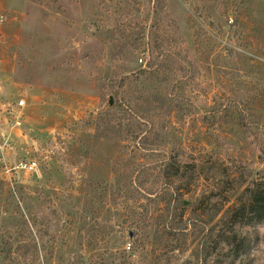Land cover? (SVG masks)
I'll return each mask as SVG.
<instances>
[{
	"label": "rangeland",
	"instance_id": "374dc122",
	"mask_svg": "<svg viewBox=\"0 0 264 264\" xmlns=\"http://www.w3.org/2000/svg\"><path fill=\"white\" fill-rule=\"evenodd\" d=\"M0 16V62L68 108L42 110L53 132L21 126L0 167V264H264V222L229 221L264 182V0H0Z\"/></svg>",
	"mask_w": 264,
	"mask_h": 264
},
{
	"label": "crops",
	"instance_id": "0c3cea01",
	"mask_svg": "<svg viewBox=\"0 0 264 264\" xmlns=\"http://www.w3.org/2000/svg\"><path fill=\"white\" fill-rule=\"evenodd\" d=\"M17 73L14 67H10L8 62H0V167L6 164H15L19 162V155L26 147L28 140L25 130L21 126L25 125L27 130L39 132H53L59 128L54 124L53 128L48 125L47 117H42V110L52 113V118L61 120L63 113H59L58 107L68 109L67 106L57 102L56 94L50 92L52 98H49V104L46 106L45 95L40 89L23 86L16 77ZM51 91V90H50ZM57 91V90H56ZM27 97L23 106L18 102L22 95ZM63 96L67 98L66 91ZM25 100V99H24ZM26 104V106H25ZM52 105V106H51ZM16 120L21 121V125L15 124ZM54 121V120H52ZM48 125V126H47ZM0 168V177L4 175L3 169Z\"/></svg>",
	"mask_w": 264,
	"mask_h": 264
},
{
	"label": "trees",
	"instance_id": "16d2710c",
	"mask_svg": "<svg viewBox=\"0 0 264 264\" xmlns=\"http://www.w3.org/2000/svg\"><path fill=\"white\" fill-rule=\"evenodd\" d=\"M238 22L239 19L236 17L234 25L238 24ZM255 126L254 129H261L260 126ZM262 129L264 131V126ZM150 156L155 160L154 164H152L154 169H164L169 167L164 152L152 151ZM143 170L144 169H140V171ZM243 193L247 194V198L246 200L242 198L239 203L232 206L233 208L229 216V221L233 222V225L240 221L242 226L255 228L258 224L264 222V182L257 183L254 186H247ZM185 226H188V224ZM232 233L234 235V240L237 241V232L232 231ZM211 236L212 233L209 232L206 235V239L210 240L212 238Z\"/></svg>",
	"mask_w": 264,
	"mask_h": 264
},
{
	"label": "built area",
	"instance_id": "2783aa9c",
	"mask_svg": "<svg viewBox=\"0 0 264 264\" xmlns=\"http://www.w3.org/2000/svg\"><path fill=\"white\" fill-rule=\"evenodd\" d=\"M4 19H5L4 16H0V24H2V23L4 22ZM24 103H25V100H24V99H21V100L18 102V105H19V106H23ZM15 124H16L17 126H20L22 123H21L20 120H16V121H15ZM18 168H21V169H25V170H28V171L34 172V171H36V170L38 169V163H37V161H35V160L30 161V162H24V163H21V164L19 165ZM127 248L130 249L131 246L128 245Z\"/></svg>",
	"mask_w": 264,
	"mask_h": 264
},
{
	"label": "water",
	"instance_id": "95a60500",
	"mask_svg": "<svg viewBox=\"0 0 264 264\" xmlns=\"http://www.w3.org/2000/svg\"><path fill=\"white\" fill-rule=\"evenodd\" d=\"M112 104H113V102H112V99H109V102H108V107H111V106H112Z\"/></svg>",
	"mask_w": 264,
	"mask_h": 264
}]
</instances>
